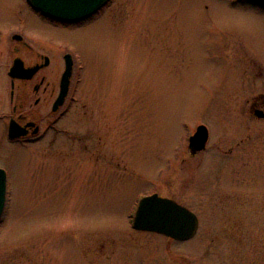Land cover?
<instances>
[{"label": "rangeland", "instance_id": "374dc122", "mask_svg": "<svg viewBox=\"0 0 264 264\" xmlns=\"http://www.w3.org/2000/svg\"><path fill=\"white\" fill-rule=\"evenodd\" d=\"M225 1L112 0L70 26L28 15L40 27L32 35L46 42L30 37L34 45L61 58L69 51L77 67L60 132L26 147H0L9 175L0 264H216L213 229L204 241L202 228L168 249L161 238L133 231L128 214L138 194H149L174 169L178 177L167 190L182 193L179 178L195 163H182L188 150L178 162L170 158L186 131L204 124L211 140L216 136V19L229 9L250 13L249 36L258 46V10ZM21 4L0 0V26ZM191 192L185 203L198 195ZM233 243L221 248L235 249Z\"/></svg>", "mask_w": 264, "mask_h": 264}, {"label": "flooded vegetation", "instance_id": "af4514ba", "mask_svg": "<svg viewBox=\"0 0 264 264\" xmlns=\"http://www.w3.org/2000/svg\"><path fill=\"white\" fill-rule=\"evenodd\" d=\"M240 2L255 7L259 18H264L263 5L247 0L225 1L233 6ZM16 13L15 18L0 26V147L3 143L26 147L30 142L42 140L45 134L57 132V135L60 132L59 123L67 111L77 67L73 58L68 96L63 105L55 108L60 96L66 55L70 52H64L61 58L60 54L58 56L34 45L30 37L37 42H46L32 35L40 27L34 22L29 23L28 15L36 13L43 16L30 8L26 0ZM48 20L54 26L61 25ZM217 21L216 136L211 140V130L206 125L209 129L208 141L197 150L196 145H190V137L196 130L186 131L184 144L179 146L178 142L175 143L170 158L178 162L180 157L177 155L185 154L188 150L187 156L182 155V163L189 159L195 163L188 166L185 177L179 178L178 188L182 193H178V196L168 193L178 177L174 169L153 182V190L149 194L172 199L195 212L198 229L194 237L200 235L203 228L201 241L206 240L207 232L213 229V237L219 243L216 264H226L227 259L230 264H264V60L252 59L248 42L240 40L244 37L227 28L222 30ZM54 30L57 32V27L51 33L54 34ZM53 34L45 38L50 39ZM60 59L61 63L64 61V68ZM16 64L23 75H13ZM35 67L37 69L34 71ZM12 121L24 127L23 137H9ZM199 125L202 124L197 127ZM49 142L54 144L57 140L51 139ZM189 189L193 196L198 194L192 200L196 208L183 200ZM253 195H256L255 200ZM140 197V194L135 197L133 205L138 206ZM210 212L213 214L210 215ZM132 230L161 238L168 249L172 248L174 242H187L194 238L178 240L157 232ZM227 242L236 243L235 249L233 245L232 249L229 247L230 251L223 250L221 246ZM224 254L227 258L222 257Z\"/></svg>", "mask_w": 264, "mask_h": 264}, {"label": "water", "instance_id": "95a60500", "mask_svg": "<svg viewBox=\"0 0 264 264\" xmlns=\"http://www.w3.org/2000/svg\"><path fill=\"white\" fill-rule=\"evenodd\" d=\"M30 5L47 17L61 22H77L90 17L104 7L110 0H28ZM264 4V0H253ZM37 67L33 70L35 71ZM24 72V71H23ZM27 72V71H25ZM19 65L13 67L14 75H23ZM32 73V72H31ZM72 61L68 59L67 69L62 80V90L57 105L63 103L70 84ZM24 127L12 121L10 137L18 138L25 134ZM208 130L200 126L191 139L197 149L205 146ZM6 202V172L0 169V218ZM136 227L144 230L157 231L177 239L192 237L198 228V218L188 208L176 201L153 195L146 197L139 208Z\"/></svg>", "mask_w": 264, "mask_h": 264}, {"label": "snow or ice", "instance_id": "6c2138e0", "mask_svg": "<svg viewBox=\"0 0 264 264\" xmlns=\"http://www.w3.org/2000/svg\"><path fill=\"white\" fill-rule=\"evenodd\" d=\"M217 23L220 27L227 28L242 36H249L250 26L254 23V19L248 12L229 9L227 16L218 20ZM258 32V46L256 40L249 36V55L252 59L264 60V18L260 19Z\"/></svg>", "mask_w": 264, "mask_h": 264}]
</instances>
